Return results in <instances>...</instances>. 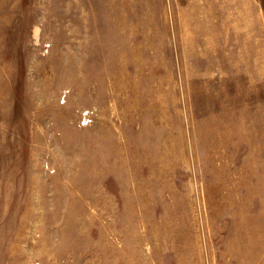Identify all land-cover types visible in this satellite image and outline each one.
Instances as JSON below:
<instances>
[{
    "label": "rangeland",
    "instance_id": "rangeland-1",
    "mask_svg": "<svg viewBox=\"0 0 264 264\" xmlns=\"http://www.w3.org/2000/svg\"><path fill=\"white\" fill-rule=\"evenodd\" d=\"M0 264H264V0H0Z\"/></svg>",
    "mask_w": 264,
    "mask_h": 264
}]
</instances>
